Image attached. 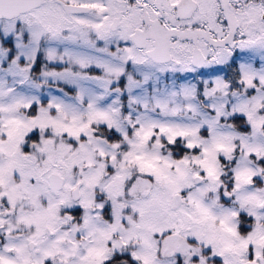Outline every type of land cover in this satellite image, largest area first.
I'll list each match as a JSON object with an SVG mask.
<instances>
[{"label": "snow or ice", "instance_id": "6c2138e0", "mask_svg": "<svg viewBox=\"0 0 264 264\" xmlns=\"http://www.w3.org/2000/svg\"><path fill=\"white\" fill-rule=\"evenodd\" d=\"M0 264H264V0H0Z\"/></svg>", "mask_w": 264, "mask_h": 264}]
</instances>
